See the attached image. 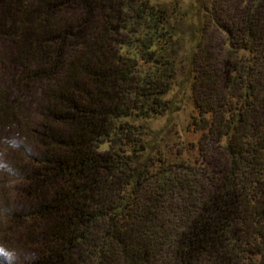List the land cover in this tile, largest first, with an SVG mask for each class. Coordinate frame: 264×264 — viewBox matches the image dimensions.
Segmentation results:
<instances>
[{
  "label": "trees",
  "instance_id": "16d2710c",
  "mask_svg": "<svg viewBox=\"0 0 264 264\" xmlns=\"http://www.w3.org/2000/svg\"><path fill=\"white\" fill-rule=\"evenodd\" d=\"M231 34L233 78L222 89L201 72L190 124L223 154L206 176L189 155L153 156L147 140L145 124L174 107L178 35L165 9L0 0L12 49L0 74V135L14 140L4 172L21 189L0 208V234L21 246L6 264H264V86L250 62L264 61V44L251 28L242 43Z\"/></svg>",
  "mask_w": 264,
  "mask_h": 264
},
{
  "label": "rangeland",
  "instance_id": "374dc122",
  "mask_svg": "<svg viewBox=\"0 0 264 264\" xmlns=\"http://www.w3.org/2000/svg\"><path fill=\"white\" fill-rule=\"evenodd\" d=\"M149 1L167 11L169 22L178 35L173 50L176 81L174 89L168 95L174 101L173 110L169 115L152 119L145 124L147 140L153 144L151 154L156 156L159 152H169L171 156L189 155L196 158L198 167L203 169L206 176H210V171L215 169L214 164L217 166L223 162V154L213 147L210 140L214 139L211 135L202 136L190 126L192 117L197 115L195 100L204 93L202 82L199 81L200 74L208 72L209 82L220 85L222 89L223 85L231 82V70L237 63L233 56L235 48L231 52L227 50L229 33H232L234 42L242 43L247 40L246 30L251 28L256 36L255 46L264 44V0ZM194 47L197 49L193 54ZM11 51L9 44L0 40V74L1 60ZM250 62L251 81L257 87L264 86V61L258 57ZM232 89L240 92V84ZM31 98L25 102L29 115L34 118L35 102ZM13 143L12 137L0 135V208L5 206L6 200L10 201V196L18 195L14 202H20V179L4 172L13 158ZM18 239L19 234L16 232L0 234V264L12 261L16 253L20 252Z\"/></svg>",
  "mask_w": 264,
  "mask_h": 264
}]
</instances>
